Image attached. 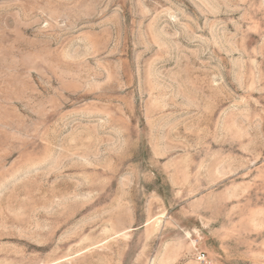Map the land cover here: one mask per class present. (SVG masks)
<instances>
[{"label": "rangeland", "instance_id": "rangeland-1", "mask_svg": "<svg viewBox=\"0 0 264 264\" xmlns=\"http://www.w3.org/2000/svg\"><path fill=\"white\" fill-rule=\"evenodd\" d=\"M0 264H264V0H0Z\"/></svg>", "mask_w": 264, "mask_h": 264}, {"label": "built area", "instance_id": "built-area-1", "mask_svg": "<svg viewBox=\"0 0 264 264\" xmlns=\"http://www.w3.org/2000/svg\"><path fill=\"white\" fill-rule=\"evenodd\" d=\"M197 257L199 261H202V262L206 261V257L203 253H199Z\"/></svg>", "mask_w": 264, "mask_h": 264}]
</instances>
